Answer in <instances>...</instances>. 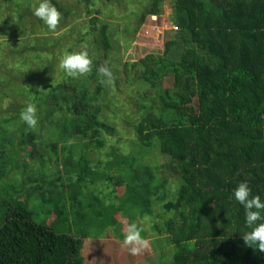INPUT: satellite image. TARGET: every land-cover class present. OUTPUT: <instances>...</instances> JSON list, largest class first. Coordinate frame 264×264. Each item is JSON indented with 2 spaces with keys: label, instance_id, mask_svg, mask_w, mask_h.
Masks as SVG:
<instances>
[{
  "label": "trees",
  "instance_id": "obj_1",
  "mask_svg": "<svg viewBox=\"0 0 264 264\" xmlns=\"http://www.w3.org/2000/svg\"><path fill=\"white\" fill-rule=\"evenodd\" d=\"M5 1L21 36L11 58H0V264H84V239L112 226L123 239L128 209L143 240L146 224L151 237H169L170 264H264L242 239L244 209L232 198L248 181L264 200V0H170L177 35L162 54L121 64L138 91L129 139L108 103L118 40L110 42L99 0H77L80 18H90L67 45L72 29L52 34L32 13L36 0ZM52 2L69 26L67 3ZM162 6L139 1L138 26ZM0 22L6 32L8 19ZM88 42L93 71L55 77V51ZM105 65L111 80L98 71ZM28 104L38 108L36 128L20 119ZM33 195L49 224L33 220Z\"/></svg>",
  "mask_w": 264,
  "mask_h": 264
},
{
  "label": "rangeland",
  "instance_id": "obj_2",
  "mask_svg": "<svg viewBox=\"0 0 264 264\" xmlns=\"http://www.w3.org/2000/svg\"><path fill=\"white\" fill-rule=\"evenodd\" d=\"M67 3V10L69 15L65 20L71 21L70 25L67 26L64 23V19L60 20V23L56 31H51L52 34L63 33L65 30H69V34L63 38V43L66 41L75 42V39L79 36H84L86 30L85 25H88V19L90 15L83 16L80 18V12L85 11V4L83 1L78 2L77 0H64ZM141 0H99V3H95V6L100 11L102 22L105 20L109 23V34L111 36V43L118 40L116 48L118 51H111L110 60H117L116 64L120 68H115L114 72L120 76L118 78V85H112L110 88V95L108 96V103H112L111 109L117 112L118 123L122 122V136L124 138H131L132 121L137 117L136 107L138 108L137 94L138 91L135 87V80L131 79L127 82L126 77L122 74L121 64L123 62H136L143 58L147 54H162L164 51L165 42L168 39H173L177 35V26L173 22L169 21L170 9L173 3L170 0H163V12L161 15H148L143 24L138 26V20L136 15L138 13V2ZM145 1V0H143ZM5 0H0L1 12L0 20L7 18L8 22L5 25L6 32H0V58L6 57L8 60L12 56V42L18 46L19 36H21L18 29H12L17 27V20L11 13V9L6 5ZM13 2V1H12ZM15 2V1H14ZM77 19H74L75 17ZM13 20V22L11 21ZM64 23V24H63ZM1 24V22H0ZM63 26V27H62ZM47 35V33H45ZM89 39V38H86ZM67 45V42L66 44ZM192 45L187 42L184 46L187 47ZM183 47V42L179 44ZM91 53L89 42L86 43L84 49ZM73 51H81L78 46L72 48ZM173 55H178L176 48L172 49ZM64 51L61 49L58 53L55 51L54 54V76L58 77L59 73L62 72L60 69V58ZM38 85V84H33ZM166 85V84H164ZM118 102H122L118 104ZM126 120L129 122L127 123ZM23 154V153H22ZM24 155V154H23ZM25 156V155H24ZM23 156H18L16 161H22ZM155 161L160 164H165L167 157L156 156ZM30 172L32 174L37 173L39 169L38 164H30ZM22 198V197H21ZM24 199V198H23ZM20 197L18 201H23ZM14 202V201H13ZM47 206L40 200L39 197L33 195L28 203V209L32 211V218L38 223L45 222L49 224L50 221L47 217L46 210ZM133 210H127L124 216L120 217L122 222V228L120 233L122 237H116L114 234L115 227L105 229L102 232H96L95 235H90L84 239L83 257L84 264H170L168 255L169 250L172 248L169 237H151V232L148 229L147 224L145 225L146 231L149 234V238L144 240L143 245H129L125 243V237L129 224H131V216ZM138 220V219H137ZM145 221H141L142 224ZM138 225V221L135 222ZM138 247L140 250L136 254L130 252L131 247Z\"/></svg>",
  "mask_w": 264,
  "mask_h": 264
},
{
  "label": "clouds",
  "instance_id": "obj_3",
  "mask_svg": "<svg viewBox=\"0 0 264 264\" xmlns=\"http://www.w3.org/2000/svg\"><path fill=\"white\" fill-rule=\"evenodd\" d=\"M32 13L43 21L48 30L56 31L61 20V12L52 0H36L32 5ZM59 67L68 77L78 78L93 71V61L86 48L84 51L78 52L66 51L60 58ZM98 71L109 80L113 77V72L107 65L99 67ZM20 119L29 128H36L38 125L37 106L28 104L20 113ZM232 198L244 209V227L246 231L241 234L244 243L255 251L264 253V200L261 199L259 194H252L248 181H241L237 184L233 189ZM217 225L219 226V222H217ZM141 231L142 229L137 224H129L125 243L143 245L145 242L141 237ZM139 250L135 246L130 248L132 254H136Z\"/></svg>",
  "mask_w": 264,
  "mask_h": 264
}]
</instances>
